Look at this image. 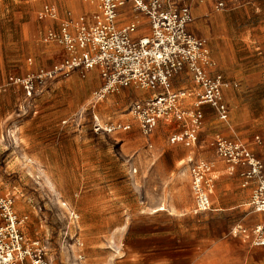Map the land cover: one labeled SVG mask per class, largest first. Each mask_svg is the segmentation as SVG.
Returning a JSON list of instances; mask_svg holds the SVG:
<instances>
[{"label":"crops","instance_id":"obj_1","mask_svg":"<svg viewBox=\"0 0 264 264\" xmlns=\"http://www.w3.org/2000/svg\"><path fill=\"white\" fill-rule=\"evenodd\" d=\"M169 1L189 6L187 30L206 39L210 62L203 67L210 75L222 76V98L228 116L221 119L211 105H201L204 116L198 141L187 145L169 141L173 132L183 129L174 118L160 120L152 134L146 136L129 109L103 117L95 114L104 124H131L129 130L114 131L123 132L128 151L136 153L134 171L139 169L141 173L140 209L129 213L125 226L130 239L126 244L129 264H264V245H253L250 239L231 232L236 225L252 227L264 222V212L254 211L250 205L256 180L245 182L241 173L246 166L223 160L212 145L216 135L240 140L261 160L264 171V38L223 32V16L235 7L224 8L215 0ZM243 7L246 6L236 9ZM98 12V0H0V109L6 102L14 107L23 126L33 121L34 116L28 112L34 111L36 96L27 95L16 80L62 63L68 56L66 45L49 39L48 33L61 34L65 26L76 37L80 18L90 24ZM140 18L146 21L145 28L138 25L133 37L148 35V17L136 13L131 2L119 9L117 23L123 27ZM68 76L66 83L74 79L79 82L84 103L103 84L97 67L74 69ZM51 78L45 76L38 81L42 89L36 83L35 90L39 87L45 91L39 102L53 90ZM171 84L174 90L186 89L189 93L197 87L188 68L173 74ZM61 85L60 82L54 89ZM135 87L120 88L117 91L122 96L113 101L107 98L108 103L127 106L162 89H147L145 95L135 96ZM193 102L192 93L184 99L188 108ZM8 113L0 111L1 131L3 123L9 121L7 117L13 115ZM198 159L211 163L209 176L213 181L211 207L200 211L195 209L190 173L191 164Z\"/></svg>","mask_w":264,"mask_h":264},{"label":"rangeland","instance_id":"obj_2","mask_svg":"<svg viewBox=\"0 0 264 264\" xmlns=\"http://www.w3.org/2000/svg\"><path fill=\"white\" fill-rule=\"evenodd\" d=\"M215 1L235 7L223 16V32L264 38V0ZM145 23L138 19L142 29ZM57 75L42 102L45 91L37 82L35 108L28 112L34 119L26 126L14 107L5 102L0 109L13 114L0 130V197L11 199L19 218H26L21 228L40 241L47 264H129L125 226L129 213L140 209L141 173L134 171L136 153L128 151L123 132H96L94 115L126 113L131 103H108L122 96L118 91L100 100L93 94L84 103L79 82Z\"/></svg>","mask_w":264,"mask_h":264},{"label":"built area","instance_id":"obj_3","mask_svg":"<svg viewBox=\"0 0 264 264\" xmlns=\"http://www.w3.org/2000/svg\"><path fill=\"white\" fill-rule=\"evenodd\" d=\"M93 1V0H91ZM131 2L136 13L149 19L150 33L133 37L138 21L119 27V9ZM222 6L221 1L218 2ZM99 12L88 24L80 18L78 32L73 37L63 26L62 33H48L49 39L59 40L66 45L68 56L62 63L38 75L18 78L27 95L31 96L36 83L45 76L69 74L71 70H90L97 67L103 84L95 92L97 100L122 87L134 85L143 89H158L152 97L134 101L129 112L137 120L142 133L152 134L158 122L174 118L182 123L183 129L173 132L169 141L191 145L198 141L203 112L201 105L209 104L221 119L228 116L222 98L224 85L220 74H208L203 65L210 62L206 39L192 35L187 30L191 18L187 5L177 6L169 0H98ZM188 68L197 87L191 91L194 102L191 108L184 99L191 95L188 90H174L171 76ZM130 123L109 122L104 124L94 115V130L108 133L129 130ZM212 145L223 160L245 165L241 173L245 182L256 180L250 205L254 211L264 212V171L261 160L248 145L216 135ZM211 163L198 159L190 166L191 185L195 197L196 211L211 207L210 194L213 181L209 176ZM26 218H19L9 198L0 197V264H47L45 251L39 240L29 239L21 228ZM234 236L242 235L253 245H264V222L252 227L236 225Z\"/></svg>","mask_w":264,"mask_h":264},{"label":"bare ground","instance_id":"obj_4","mask_svg":"<svg viewBox=\"0 0 264 264\" xmlns=\"http://www.w3.org/2000/svg\"><path fill=\"white\" fill-rule=\"evenodd\" d=\"M13 137V136H12ZM162 206V205H161Z\"/></svg>","mask_w":264,"mask_h":264}]
</instances>
